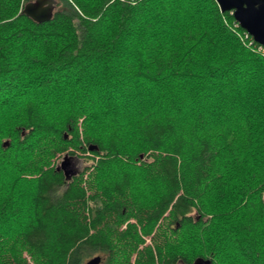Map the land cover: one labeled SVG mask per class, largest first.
Instances as JSON below:
<instances>
[{"label": "trees", "instance_id": "1", "mask_svg": "<svg viewBox=\"0 0 264 264\" xmlns=\"http://www.w3.org/2000/svg\"><path fill=\"white\" fill-rule=\"evenodd\" d=\"M27 1L0 0V264H264V52L233 10Z\"/></svg>", "mask_w": 264, "mask_h": 264}, {"label": "water", "instance_id": "2", "mask_svg": "<svg viewBox=\"0 0 264 264\" xmlns=\"http://www.w3.org/2000/svg\"><path fill=\"white\" fill-rule=\"evenodd\" d=\"M221 10H233L235 19L245 28L254 41L264 45V0H217ZM57 6V0H29L22 8V12L29 15L37 21L49 20L53 17ZM96 145L89 146L90 150H95ZM70 163V156L66 155L62 161V170L66 171L67 165ZM78 171L66 172V178L70 179ZM101 257L97 256L88 261L87 264H99ZM193 264H212L210 259L198 257Z\"/></svg>", "mask_w": 264, "mask_h": 264}, {"label": "rangeland", "instance_id": "3", "mask_svg": "<svg viewBox=\"0 0 264 264\" xmlns=\"http://www.w3.org/2000/svg\"><path fill=\"white\" fill-rule=\"evenodd\" d=\"M56 7H57V6H56ZM79 153H80V152H79ZM20 154L23 155L24 153H21V152H20ZM89 155H90L89 153H86V154H82V153H81V154L78 155V156H74V155L70 156V163L67 165V168L69 169V171H78V172H79V171L82 170L85 166H87V165H89L90 163H92L93 160L89 158ZM65 156H66V153H65V154H59L58 157H57V159H55V164H56L57 166L61 167L62 161L65 159ZM10 170H11V169H10V166H8V165H6V164H1V165H0V182L4 180V174H5V173H7L8 175H10V174H9V171H10ZM2 178H3V179H2ZM195 214H196V213H195ZM189 229H193V228H188V230H189ZM190 234H193V232L191 231ZM205 237H206V238L209 237V238H210V241H212V242L215 241V236H213L212 234H210V235L208 236V233H207V234L205 235ZM147 242H148V243L152 242L150 237H148ZM183 243H184V244H185V243H190V238H189L188 236H185V238H184V242H183ZM199 243H200V244H203V243H204L203 239H200V240H199ZM221 245H222V244H220V247H221ZM222 248H223V249H220V248L218 247V250L220 251V254L226 252V250H227L226 246H224V245H222ZM221 259H222L223 264H228V263H227V256H225V255L223 254L222 257H221Z\"/></svg>", "mask_w": 264, "mask_h": 264}, {"label": "built area", "instance_id": "4", "mask_svg": "<svg viewBox=\"0 0 264 264\" xmlns=\"http://www.w3.org/2000/svg\"><path fill=\"white\" fill-rule=\"evenodd\" d=\"M247 35H250L249 34V32H247ZM251 37H252V35H251ZM254 40V39H253ZM256 42V41H255ZM257 43V42H256ZM259 44V43H258ZM260 45V49H262V51L264 52V45H261V44H259Z\"/></svg>", "mask_w": 264, "mask_h": 264}, {"label": "flooded vegetation", "instance_id": "5", "mask_svg": "<svg viewBox=\"0 0 264 264\" xmlns=\"http://www.w3.org/2000/svg\"><path fill=\"white\" fill-rule=\"evenodd\" d=\"M69 172V174H71L72 175V172H74V171H69V169L66 167V171L65 170H63V172H64V174H65V176H66V172Z\"/></svg>", "mask_w": 264, "mask_h": 264}]
</instances>
